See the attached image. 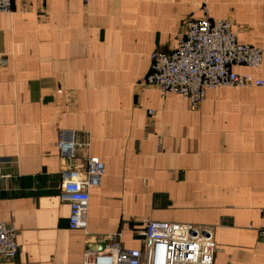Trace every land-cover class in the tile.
<instances>
[{"label": "crops", "instance_id": "crops-1", "mask_svg": "<svg viewBox=\"0 0 264 264\" xmlns=\"http://www.w3.org/2000/svg\"><path fill=\"white\" fill-rule=\"evenodd\" d=\"M264 0H14L0 14V222L15 264H81L111 240L142 249L149 221L209 228L217 264H264V88H217L197 110L142 82L186 20L229 19L262 63ZM104 165L87 229L60 198L59 130Z\"/></svg>", "mask_w": 264, "mask_h": 264}, {"label": "built area", "instance_id": "built-area-1", "mask_svg": "<svg viewBox=\"0 0 264 264\" xmlns=\"http://www.w3.org/2000/svg\"><path fill=\"white\" fill-rule=\"evenodd\" d=\"M13 1L0 0V14L11 13ZM80 1L88 6L91 0ZM204 11L203 18L185 21L173 52L151 54L149 73L142 82L157 87L162 96L183 97L193 111L209 90L264 88L263 79L233 70V66L259 68L262 50L239 43L229 19L213 20L206 8ZM262 18L264 25V7ZM5 63L0 58V66ZM55 146L61 162L60 198L69 205L68 226L86 232L90 190L101 185L104 165L88 153L89 139L77 141L73 131L59 130ZM16 235L13 227L0 222V264H15L19 252ZM142 236V249H125L115 239L102 252L86 255L81 264H217L218 249L209 228L149 221Z\"/></svg>", "mask_w": 264, "mask_h": 264}]
</instances>
